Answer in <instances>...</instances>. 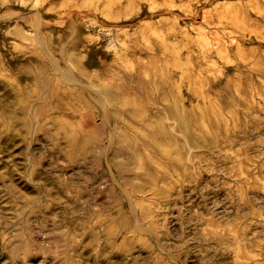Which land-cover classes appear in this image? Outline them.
<instances>
[{"label":"rangeland","instance_id":"1","mask_svg":"<svg viewBox=\"0 0 264 264\" xmlns=\"http://www.w3.org/2000/svg\"><path fill=\"white\" fill-rule=\"evenodd\" d=\"M0 264H264V0H0Z\"/></svg>","mask_w":264,"mask_h":264}]
</instances>
